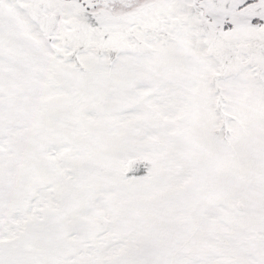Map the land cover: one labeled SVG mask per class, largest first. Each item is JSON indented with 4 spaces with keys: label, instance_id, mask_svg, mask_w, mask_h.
Wrapping results in <instances>:
<instances>
[{
    "label": "snow or ice",
    "instance_id": "6c2138e0",
    "mask_svg": "<svg viewBox=\"0 0 264 264\" xmlns=\"http://www.w3.org/2000/svg\"><path fill=\"white\" fill-rule=\"evenodd\" d=\"M0 264H264V0H0Z\"/></svg>",
    "mask_w": 264,
    "mask_h": 264
}]
</instances>
